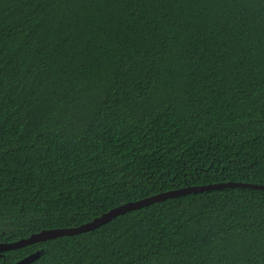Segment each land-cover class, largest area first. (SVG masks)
<instances>
[{
    "label": "trees",
    "instance_id": "trees-1",
    "mask_svg": "<svg viewBox=\"0 0 264 264\" xmlns=\"http://www.w3.org/2000/svg\"><path fill=\"white\" fill-rule=\"evenodd\" d=\"M264 185V0H0V243L188 186ZM264 264V190L167 199L0 264Z\"/></svg>",
    "mask_w": 264,
    "mask_h": 264
},
{
    "label": "water",
    "instance_id": "water-1",
    "mask_svg": "<svg viewBox=\"0 0 264 264\" xmlns=\"http://www.w3.org/2000/svg\"><path fill=\"white\" fill-rule=\"evenodd\" d=\"M225 188H249V189H257L264 190V185H256L242 182H226V183H218V184H209L203 186H188L172 191L163 192L139 201L129 202L118 206L114 209H111L107 213H104L102 216L94 219L91 222L85 223L79 227L67 228V229H49L43 230L39 233L32 234L28 238L20 239L11 243H0V256L3 252L17 250L28 245L47 242L49 240H53L59 237L64 236H75L82 233L93 231L109 222L118 216L124 215L133 210L141 209L143 207H147L159 202L166 201L167 199L179 198L188 194L193 193H202L211 190H221ZM41 256V252H36L21 261L16 262L15 264H31L36 261Z\"/></svg>",
    "mask_w": 264,
    "mask_h": 264
}]
</instances>
